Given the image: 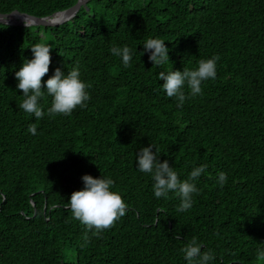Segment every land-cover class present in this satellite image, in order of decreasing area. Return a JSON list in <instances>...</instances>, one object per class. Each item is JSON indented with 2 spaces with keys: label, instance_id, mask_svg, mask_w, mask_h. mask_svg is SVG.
Listing matches in <instances>:
<instances>
[{
  "label": "trees",
  "instance_id": "obj_1",
  "mask_svg": "<svg viewBox=\"0 0 264 264\" xmlns=\"http://www.w3.org/2000/svg\"><path fill=\"white\" fill-rule=\"evenodd\" d=\"M78 1L0 0V14L51 18ZM149 38L165 41L170 63L141 54ZM38 43L52 46L42 85L79 64L86 108L41 120L19 109L15 72ZM124 45L137 49L129 68L110 53ZM214 55L216 79L177 108L159 72ZM41 103L46 111L51 97ZM149 144L181 180L207 166L190 210L177 211L174 193L154 198L136 170ZM84 175L113 179L127 209L81 247L85 226L66 203ZM193 238L213 264H264V0H90L59 27L0 23V264H186L180 250Z\"/></svg>",
  "mask_w": 264,
  "mask_h": 264
},
{
  "label": "clouds",
  "instance_id": "obj_2",
  "mask_svg": "<svg viewBox=\"0 0 264 264\" xmlns=\"http://www.w3.org/2000/svg\"><path fill=\"white\" fill-rule=\"evenodd\" d=\"M32 58L24 60L22 66L15 72L17 80L16 89L22 91L23 100L19 109L24 113L41 120L45 116H70L76 108H86L90 96L86 84L81 79L80 66L77 64L65 74L60 67L54 69L53 75L43 82L42 78L49 72L51 63V45L38 43L31 47ZM137 49L127 45L113 46L110 53L120 58L124 68L132 66ZM169 49L161 38H149L143 43L142 55L147 54L148 60L155 67L169 62ZM220 57L214 55L209 59H201L197 67L184 68L183 71H161L158 79L163 81L161 88L168 98H174L177 108H183L186 100L202 95V84L214 81L217 77V62ZM187 88V94L185 92ZM46 97H51V106L46 111L41 103ZM27 132L35 136L37 127L30 124ZM136 170L151 177L152 192L156 199H168L174 193L180 203L177 211L180 213L190 210L194 203V195L198 194L196 181L206 171V165L194 167L187 176L181 180L178 173L169 165L168 160L161 162L154 145L142 147L136 153ZM83 188L73 192L66 203L71 211L72 218L85 226V235L81 247L87 246L91 241L88 233L97 238L104 230L111 228L114 222L124 217L127 205L118 192L112 190L114 180L110 177L93 178L91 175L81 177ZM216 183L223 188L227 183V174L217 173ZM204 246L195 238L190 240L180 250L186 264H213L216 260L211 250H203ZM256 258L264 261V247L256 249Z\"/></svg>",
  "mask_w": 264,
  "mask_h": 264
},
{
  "label": "water",
  "instance_id": "obj_3",
  "mask_svg": "<svg viewBox=\"0 0 264 264\" xmlns=\"http://www.w3.org/2000/svg\"><path fill=\"white\" fill-rule=\"evenodd\" d=\"M89 1L90 0H79L77 5H75L71 9L65 12L59 13L56 16L51 17V18L40 19V18L31 17V16H25V15L20 14L17 11L9 15L0 14V23L5 24V25H11V26L59 27L61 25H64L70 22L80 12V10L83 7L87 6ZM59 15H64V18L61 21L51 22L52 19H54L55 17ZM11 17L21 19L22 22H18V23L7 22L6 19L11 18Z\"/></svg>",
  "mask_w": 264,
  "mask_h": 264
},
{
  "label": "bare ground",
  "instance_id": "obj_4",
  "mask_svg": "<svg viewBox=\"0 0 264 264\" xmlns=\"http://www.w3.org/2000/svg\"><path fill=\"white\" fill-rule=\"evenodd\" d=\"M63 18H64V15H59V16L55 17L54 19H52L51 22H58V21H61ZM6 21L11 22V23L22 22L21 19L14 18V17L8 18V19H6Z\"/></svg>",
  "mask_w": 264,
  "mask_h": 264
}]
</instances>
